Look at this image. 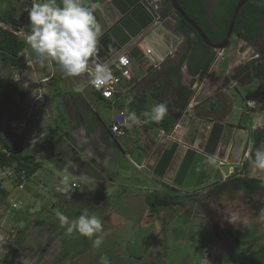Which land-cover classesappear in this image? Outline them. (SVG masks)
Here are the masks:
<instances>
[{
    "label": "rangeland",
    "instance_id": "374dc122",
    "mask_svg": "<svg viewBox=\"0 0 264 264\" xmlns=\"http://www.w3.org/2000/svg\"><path fill=\"white\" fill-rule=\"evenodd\" d=\"M22 2L0 1V9L10 6L20 15L24 8L21 9ZM254 43L261 51L242 38L231 43L222 53L228 52L229 56L222 63V58H216L213 73L222 67L231 69L241 62L247 64L254 54L264 62V30ZM22 54L20 68L4 65L0 60V71L9 83H17L27 90L23 105L30 121L5 118L1 126L4 130L11 127L25 134V149L43 159L44 165L24 189L4 176L7 170H0V186L10 192L4 201L0 200V264H100L103 255L110 264H251L249 252L264 242V214L256 216L242 192L228 189L206 196L212 192L211 187L193 188L197 192L166 187L175 185L147 173L139 153L145 145L141 137L138 139L140 132L136 129L121 135L119 146L101 145V150L94 147L91 153L88 147L96 141L95 136L105 141L104 135L90 130H83L82 137L73 135L67 128L73 122L60 95L65 83L68 86L89 78L66 77L56 69L54 80L43 83L44 64L28 44ZM211 86L198 89L193 99L210 106L217 94ZM261 88L264 89V81L259 78L245 83L239 81L237 86L229 88L236 105L227 120L238 122L247 107V98ZM101 104L96 109L109 124L112 108L105 102ZM104 162L115 166L110 172L114 168L118 172L109 173L102 166ZM230 167L222 169L229 173ZM239 168L234 166L236 171ZM72 169L78 175L76 180L82 184L81 188H72V178L67 175L68 190L58 191V187H64L62 170ZM109 177L115 179L114 184ZM160 180L164 186L157 183ZM153 192L159 195L179 192L190 197L185 198L183 206L175 205L151 215L146 197ZM57 210L69 219L78 218L85 211L96 215L103 224L102 233L97 234L103 237L101 246L93 248L95 236L89 239L76 231L68 234L60 226L55 215ZM233 216L235 223L230 222Z\"/></svg>",
    "mask_w": 264,
    "mask_h": 264
},
{
    "label": "trees",
    "instance_id": "16d2710c",
    "mask_svg": "<svg viewBox=\"0 0 264 264\" xmlns=\"http://www.w3.org/2000/svg\"><path fill=\"white\" fill-rule=\"evenodd\" d=\"M0 1L3 2L4 0ZM177 1L186 13L201 26L209 40L213 43H218L225 38L235 7L240 0H220L218 6L214 8L212 13L209 12L204 0ZM163 2L166 3L167 6L162 11V15L165 17L173 9L171 4H169L170 0H163ZM22 4L21 9L26 3L22 2ZM59 5H62L61 1H59ZM91 5L92 4H89V7ZM94 15L97 19V13L94 12ZM24 16L25 12L23 9L20 15H16L10 6H4L0 9V22L4 24H0V60L4 65H11L16 68H20L22 65V53L27 43L23 37L15 32V29L17 26H22ZM258 20H264V0H249L238 15L231 43L239 38L245 39L248 42L259 40L262 26L258 23ZM29 24L30 20H28L26 26L28 32L31 31ZM175 28L186 37V52L183 55L182 61H185L190 52L195 48V43L199 45L200 50L198 49V51H195L193 54L196 56L197 63L203 66L204 75L216 55V50L208 47L200 37H198V39L193 38L191 34L195 32V30L184 19L181 18ZM52 65L54 72L49 80L56 77L55 71L56 69L58 70L59 67L55 61L52 62ZM255 78L264 81V62L259 58L252 59L246 65L237 68V73L232 76V79L238 82L240 81V83H245ZM182 90H184V87H182ZM183 92L184 94H179L178 97L184 108L192 95V91L188 93H185V91ZM27 96L28 93L24 86L17 83H9L0 71V170L8 171L12 169L16 172L24 170L28 180H30L33 175L43 168V161L24 148L26 141L25 134L19 133L11 127L4 130L1 126V122L5 118L9 121L19 119H26L27 122L30 121L26 117L27 112L23 105ZM100 96L107 99L101 94ZM128 111L135 112L145 123L147 129L159 126L162 127L165 132H170L175 123L174 118L167 117L166 115L158 123L151 121L145 122L147 118L144 117L142 113L148 110L143 98H139L135 101L131 100L128 103ZM253 139L254 143L252 149L244 162L243 168L245 171L248 170L250 166L249 157L254 158L255 149L259 147L261 143H264V127L255 131ZM11 177L12 176H10V178ZM1 180L2 178L0 177V184ZM12 181L15 186H18L14 178H12ZM166 187L172 190L178 189L175 186L167 185ZM228 189L244 192L246 200L254 209L255 214L258 215L261 213V210L264 208V184H262L259 179L250 178L248 175L245 177L228 178L219 183L211 190L212 192H209L206 196H211L212 194L220 193ZM9 193V190L0 186V200L4 201V199L9 196ZM255 193H259L261 198L254 200ZM188 196L189 195L186 194H180L179 192H176V194L173 192L164 193L163 195L153 192L147 195L146 202L149 205L150 214L154 215L163 209H168L175 205H185V198ZM38 223L43 222L38 221ZM236 240L240 241L239 239ZM248 258L251 264H264V242L251 250Z\"/></svg>",
    "mask_w": 264,
    "mask_h": 264
},
{
    "label": "water",
    "instance_id": "95a60500",
    "mask_svg": "<svg viewBox=\"0 0 264 264\" xmlns=\"http://www.w3.org/2000/svg\"><path fill=\"white\" fill-rule=\"evenodd\" d=\"M248 1L238 2L226 36L218 43L209 40L177 0H171V4L207 46L223 52L232 42L238 15ZM100 14L105 29L99 37L95 60L101 64L125 52L142 68L154 69L183 41L179 34L160 22L159 8L151 0H107L100 7ZM44 75L52 77L51 63H44ZM250 131V128L182 114L174 129L158 138L145 167L156 178L180 189L221 181L224 166L242 165L250 145ZM208 155L218 158L215 166L207 165Z\"/></svg>",
    "mask_w": 264,
    "mask_h": 264
},
{
    "label": "crops",
    "instance_id": "0c3cea01",
    "mask_svg": "<svg viewBox=\"0 0 264 264\" xmlns=\"http://www.w3.org/2000/svg\"><path fill=\"white\" fill-rule=\"evenodd\" d=\"M42 1L48 2V0H42ZM59 1L62 2V0H56V4L59 5ZM106 1L107 0H82L84 5L95 4L97 6L95 13H97V17H98L97 21L101 25L102 32L104 31L105 28H104L103 18L100 14V7L102 6V4H105ZM161 1L162 0H159L160 3ZM160 6H163V8L166 7V5L162 3ZM164 22L169 28L173 29V24H170L169 19H166ZM181 38L183 39V36H181ZM185 52H186L185 43L183 42L169 57L166 58V60L160 66L149 70L148 69L146 70L141 66H139L135 62V60L129 55L132 58L131 71L133 77L131 80L123 79L120 85L117 87V91L114 97L111 99L102 98L100 96V93L89 84V80L86 82H83L82 80L73 82L74 86L78 83L84 84L83 93L74 92L73 84L69 83L68 86H66L67 84L65 83L64 92L62 91L60 95L62 96V100L64 101V104L66 106L65 108V110L67 111L66 113H68V117L73 122L71 124V127H67V128L69 129V131L72 130L71 132L73 133V135L77 137H82L83 130L84 131L88 130V132L90 130L91 133L93 134L94 133L96 134L95 131H97V134L104 135L105 141H100L99 138H96L98 135L95 136L96 141L91 143L88 147V151H90L91 153L92 151L95 150L94 147L99 150L101 148V145L107 148L117 144L119 146L120 145L119 137L121 135L124 136L128 135L129 131H134V129H136L140 132V136L138 137V139L141 137L140 141H142V143L145 145L142 151L139 152L142 153L141 158H142V162H144L143 165L145 166L146 161L149 155L151 154V151L153 150L158 138L162 135L161 133L164 132L162 127L155 126L153 129H147L145 127V123L140 119L141 120L140 125L138 126L133 125L131 128L124 126L122 128L123 132L120 134H116L112 132L110 129L113 116L117 114L118 111L125 109L128 110V103L131 100L135 101L139 98H143L145 100V105L148 111L153 107V105L157 103H166L168 109L166 116L175 119L173 129L175 127L178 118H180L182 114L195 115L201 118L233 124L235 126L250 128L251 130L250 145L247 151L248 155L246 153L245 157L249 156L253 146L252 143H254L253 137L255 131L257 129L264 127V93H263L264 89L261 88L257 94L251 95L250 97L247 98L246 101L247 107L242 110L243 114L241 115V118L239 119L238 122L228 121L227 117L230 111L232 110V108H234L236 105V100L234 96L231 93H229V88L237 86L238 84V81L232 79V76L236 74L235 72L236 68L244 66L246 63L245 64H242V62L238 63L236 65H233L234 67L232 66L233 68L231 69L227 68L228 70L222 67V69L221 68L218 69L219 70L218 72L216 70V73H213L215 69L213 66L215 60L217 59L221 60L222 58V60L220 61L222 63V61L229 56L228 52L227 54L216 52V55L212 60V63L210 64L208 70L203 75L204 68L203 66L197 63L196 56L193 54V52H190V54L185 59V61H182ZM120 54L128 55L125 52H121ZM115 59L116 58H113L108 62L111 63ZM59 71L61 70L58 67V72ZM229 73H232V75L230 76ZM214 74L216 76H213ZM79 77L82 79L89 78L88 74H83ZM219 77L220 79H218ZM227 78H229L230 80ZM51 80H46V83L47 82L49 83ZM42 82L44 83L45 81ZM208 84H211L212 85L211 87L215 90V92H217L215 98H213V100L210 102L212 104V107L211 104L210 106H208L206 103L199 104V101L196 102L193 99L194 94L198 91V89H202L203 87L205 88L206 86H208ZM182 87H184V90H182ZM183 91H185V93L192 91V95L187 105L184 108L182 107L181 100H179L178 97L179 94L182 95L184 94ZM73 94H76L75 97H73ZM207 101L209 100L207 99ZM36 102L37 100L34 101V103ZM101 102H105L108 105V107L112 108L110 113L111 121L109 124H107L104 121L102 115L96 109L97 106L102 105ZM108 107L105 106V109H107ZM246 109L248 110L246 111ZM51 110L54 111L53 108ZM138 139L136 141H138ZM126 142H128V140H126ZM40 160H42L44 163L43 159ZM242 165L244 167L243 163ZM242 165H238L236 167L239 168ZM102 166L104 167V169H108L109 170L108 172L111 174L113 173L115 175L116 172H118V171H114L116 170V168H114L110 172V168L115 167L112 163L104 162ZM62 171L65 173L63 175H68L72 178L73 181H78L76 180L77 179L76 177L78 175L74 174L73 169L62 170ZM246 172L248 176H250L249 168L248 170H246ZM147 173L153 175L149 171H147ZM224 173L226 174L225 171ZM81 176L83 177V175ZM109 179L112 180L111 181L112 183L115 181V179L113 178L109 177ZM223 181L225 180H221V182ZM157 183H159L161 186H164L161 180L158 181ZM81 185L79 184V186L75 188L79 189L81 188L80 187ZM232 191L242 192L240 190H232ZM242 193L244 194V192ZM62 194H63L62 197L66 199L64 193ZM244 197L246 199L245 194ZM259 198H261V195L259 193H255L254 200H257ZM261 213L256 215L254 212L256 216L261 215Z\"/></svg>",
    "mask_w": 264,
    "mask_h": 264
},
{
    "label": "clouds",
    "instance_id": "9594fccd",
    "mask_svg": "<svg viewBox=\"0 0 264 264\" xmlns=\"http://www.w3.org/2000/svg\"><path fill=\"white\" fill-rule=\"evenodd\" d=\"M96 7L95 4L90 7L85 6L82 0H62V7L56 4V0H48L44 3L33 0L32 6L26 9L29 12L31 31L25 36V41L35 52L41 64L46 62L52 64L55 61L66 77L88 74L89 82L99 88L108 82L110 69L107 65L95 60L99 37L102 34L101 25L94 15ZM124 62L127 63V61ZM50 78L44 76L42 81ZM73 91L83 93L84 84H76ZM167 111L166 103H157L142 115L147 118L145 122L158 123ZM121 115L124 116V123L129 128L141 124L140 117L135 112L125 109ZM217 159L214 155L205 157L209 167L215 166ZM249 165L250 178L259 179L264 184V143L255 149L254 158L249 157ZM222 172L224 176V171ZM68 180L69 177L65 175L62 179L64 187H58L57 190L67 191ZM261 212L264 214V209ZM55 215L59 219L60 226L66 228L68 234L76 231L89 239L95 236L93 248L101 246L103 237L97 234L102 233L103 224L96 215H89L85 211L78 218L69 219L59 210ZM235 220L236 217L233 216L230 222L235 223ZM100 264H110L106 255L100 257Z\"/></svg>",
    "mask_w": 264,
    "mask_h": 264
},
{
    "label": "built area",
    "instance_id": "2783aa9c",
    "mask_svg": "<svg viewBox=\"0 0 264 264\" xmlns=\"http://www.w3.org/2000/svg\"><path fill=\"white\" fill-rule=\"evenodd\" d=\"M21 1L26 3L23 8L25 12V16H24L25 19L23 18L22 20V26L16 27L15 32L25 39V36L30 34V32H28L26 29L28 20H30L29 12L26 9L32 6L33 0H21ZM40 1L41 0H37L38 3H40ZM0 24L4 25L1 22ZM219 53H223V52H219ZM124 61H127V63H125ZM131 63H132V60L129 57V55L120 54L116 57V59L113 62L111 63L107 62L104 64V65H107V67L110 69V76L108 78V82L105 85H102L99 88H97L96 86H93L90 82L89 84L95 90H97L102 96H104L105 98L111 99L114 97L117 91V87L120 85L123 79H129V80L132 79L133 75L131 71ZM89 81H90V77H89ZM124 111L125 110H120L118 111L117 114L113 116L110 129L112 132L116 134L122 133L123 132L122 128L124 126L127 127L126 124L124 123V116L121 115V113H123ZM163 133H169V132L164 131ZM230 169L231 170L229 173H226V174L224 173V176H223L224 179H228L230 176H231L230 178H233V177H245L248 175L247 172L244 170L243 166H240L238 171L234 170V167H230ZM3 173H4V176H9V178L10 176H12L11 179L12 178L15 179V182L18 184V187L20 189H24L26 186V183L29 181L24 170L20 172H16L12 169H9L8 172H3ZM70 186L72 188H75L79 186V183L77 181L71 180ZM193 191L197 192L199 190L193 189Z\"/></svg>",
    "mask_w": 264,
    "mask_h": 264
},
{
    "label": "flooded vegetation",
    "instance_id": "af4514ba",
    "mask_svg": "<svg viewBox=\"0 0 264 264\" xmlns=\"http://www.w3.org/2000/svg\"><path fill=\"white\" fill-rule=\"evenodd\" d=\"M152 2H153V5L154 6H156L157 8H159V12H160V17H159V20H160V22L161 23H163L165 26H167L166 24H165V20L166 19H169V22H171V24H173V29L172 28H170V29H172V30H174V32H176L177 34H179L180 36H183V41H182V43L184 42L185 43V46H186V37L182 34V33H180V32H178L177 30H176V25L179 23V20L182 18L174 9H173V7H172V9L173 10H171L170 11V13H168L165 17L162 15V11H163V9H165L166 7H164L163 8V6H160L161 5V3L162 4H165L166 5V3H164L163 2V0L161 1V3L159 2V0H151ZM220 0H204V2H205V4H206V7L209 9V12L210 13H212V11L214 10V8L215 7H217L218 6V2H219ZM159 4V5H158ZM169 4H171V0H170V3ZM171 6H172V4H171ZM185 11V10H184ZM186 12V11H185ZM173 19H174V21H173ZM183 19V18H182ZM186 21V20H185ZM262 21L263 20H258V23L262 26V32H263V30H264V25H263V23H262ZM187 22V21H186ZM197 23V22H196ZM198 24V23H197ZM199 25V24H198ZM200 26V25H199ZM168 27V26H167ZM201 27V26H200ZM204 31V30H203ZM262 32L260 33V35H259V38L261 37V35H262ZM191 36L193 37V38H195V39H198V37H200L197 33H196V31L195 32H193L192 34H191ZM201 38V37H200ZM245 40V39H244ZM203 41V40H202ZM246 41V40H245ZM204 42V41H203ZM247 43H249V44H251V45H253L254 46V48L259 52V51H261V49H260V46L258 45V44H255L254 42H248V41H246ZM181 43V44H182ZM180 44V45H181ZM209 47V46H208ZM198 49L200 50V47H199V45L197 44V43H195V48L191 51V52H193V53H195V51H198ZM256 54H254V55H252L251 57H250V59H249V61H251L252 59H255V58H257L256 56H255ZM248 61V62H249ZM246 65V64H245ZM236 70H237V68H236ZM235 70V72L237 73V71ZM248 109H246V111H247ZM221 181H218V182H214V183H210V184H208V185H206V186H204L205 188H210L211 187V189L213 190L219 183H220ZM212 196V195H211Z\"/></svg>",
    "mask_w": 264,
    "mask_h": 264
}]
</instances>
